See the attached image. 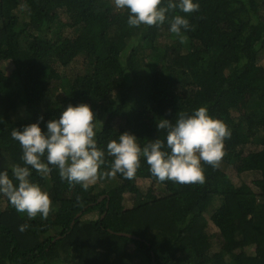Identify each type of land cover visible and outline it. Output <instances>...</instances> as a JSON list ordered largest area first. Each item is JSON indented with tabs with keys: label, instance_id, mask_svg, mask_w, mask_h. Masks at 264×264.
I'll return each mask as SVG.
<instances>
[{
	"label": "trees",
	"instance_id": "obj_1",
	"mask_svg": "<svg viewBox=\"0 0 264 264\" xmlns=\"http://www.w3.org/2000/svg\"><path fill=\"white\" fill-rule=\"evenodd\" d=\"M198 3L166 13L189 20L181 43L167 20L129 26L114 0H0V170L10 176L24 164L14 128L42 116L45 130L69 104L91 107L101 149L125 131L141 146L163 140L161 119L200 106L231 130L219 165L202 161V184L161 182L143 158L134 178L117 174L102 192L55 166L33 170L50 212L29 219L0 195V264H264V0ZM140 179L158 196L125 208L123 189Z\"/></svg>",
	"mask_w": 264,
	"mask_h": 264
},
{
	"label": "clouds",
	"instance_id": "obj_2",
	"mask_svg": "<svg viewBox=\"0 0 264 264\" xmlns=\"http://www.w3.org/2000/svg\"><path fill=\"white\" fill-rule=\"evenodd\" d=\"M114 0L117 9L128 12L127 24L139 27L141 24L161 25L168 21L169 32L186 42L184 32L190 30L186 16L166 15L169 10L179 9L183 13L198 11V0ZM37 122L12 131V138L19 142L24 164L8 170H0V195L18 213H26L29 219L38 214L46 218L51 209L47 191L33 182V170L47 175L50 166L58 169L59 176L69 184H80L85 190L99 178H112L120 174L132 179L140 167L141 158L157 180H171L178 183H203L205 176L202 161L217 167L224 156V140L231 136L227 125L209 115L206 106H200L189 113H180L175 122L161 119L157 128L166 130L163 140L156 138L141 146L134 134L127 131L118 139L110 140L106 149L97 146L95 117L88 104H69L57 118L45 123L42 130ZM112 157L108 171H102L105 155ZM104 199L101 196L99 200ZM27 224L19 226L24 231Z\"/></svg>",
	"mask_w": 264,
	"mask_h": 264
},
{
	"label": "rangeland",
	"instance_id": "obj_3",
	"mask_svg": "<svg viewBox=\"0 0 264 264\" xmlns=\"http://www.w3.org/2000/svg\"><path fill=\"white\" fill-rule=\"evenodd\" d=\"M235 112V111H234ZM228 173L231 175L233 173L232 170H228ZM231 177L233 178V181L236 182V184H238L240 181L239 179H237V177H235L234 175H231ZM110 179L112 178H99L97 179L94 183H92L97 191L102 192L105 190L106 185L108 184V182L110 181ZM251 178L247 179L249 180V182H251ZM116 181V179H115ZM109 187V186H107ZM123 196H124V201L123 204L125 206V208H131L136 201L138 200V198H151L153 196H158V191L156 189V187L154 186V184L147 179H140L137 180L135 182L134 186H130V188L126 187L123 189ZM97 213H93L91 215H87L84 216L86 217H91V218H96ZM210 227H213L210 225ZM212 232H215L216 229L212 228L211 230ZM211 232V233H212ZM216 247V245L214 246Z\"/></svg>",
	"mask_w": 264,
	"mask_h": 264
},
{
	"label": "water",
	"instance_id": "obj_4",
	"mask_svg": "<svg viewBox=\"0 0 264 264\" xmlns=\"http://www.w3.org/2000/svg\"><path fill=\"white\" fill-rule=\"evenodd\" d=\"M78 216V215H77Z\"/></svg>",
	"mask_w": 264,
	"mask_h": 264
}]
</instances>
